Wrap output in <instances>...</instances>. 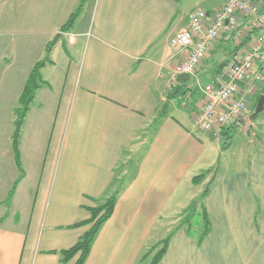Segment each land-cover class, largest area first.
I'll use <instances>...</instances> for the list:
<instances>
[{"label":"crops","instance_id":"crops-1","mask_svg":"<svg viewBox=\"0 0 264 264\" xmlns=\"http://www.w3.org/2000/svg\"><path fill=\"white\" fill-rule=\"evenodd\" d=\"M227 1L87 0L72 30L62 33L80 0H0V38L11 39L0 44L11 104L1 109L14 115L34 65L52 46L45 86L22 128L21 168L12 144L15 116L0 121L11 127L1 158L7 162H0L11 182L0 191V264H62L57 252L90 231L92 225H78L117 189L114 213L85 264H145L139 260L147 249L170 235L160 264H264V79L251 97L250 131H242L243 121L228 127L236 134L225 150L196 127L203 95L191 83L222 81L249 42L236 52L220 39L196 76L180 80L177 91L167 87L182 63L171 39L195 10L212 14ZM210 182L195 234L178 229ZM204 212L211 231L199 243Z\"/></svg>","mask_w":264,"mask_h":264},{"label":"built area","instance_id":"built-area-1","mask_svg":"<svg viewBox=\"0 0 264 264\" xmlns=\"http://www.w3.org/2000/svg\"><path fill=\"white\" fill-rule=\"evenodd\" d=\"M259 0H228L226 5L210 14L198 9L189 15L188 28L176 34L171 47L182 57V63L169 77L167 87L173 91L181 86L180 75L196 76L212 46L224 38L243 54H236L228 64L222 81L201 86L203 103L194 115L196 127L221 141L226 129L248 116L251 97L264 79V14ZM260 33L253 40L250 34ZM235 52V53H236ZM261 65L260 69H255ZM188 100L183 106H188Z\"/></svg>","mask_w":264,"mask_h":264},{"label":"trees","instance_id":"trees-1","mask_svg":"<svg viewBox=\"0 0 264 264\" xmlns=\"http://www.w3.org/2000/svg\"><path fill=\"white\" fill-rule=\"evenodd\" d=\"M87 0H80V4L76 11L72 14L71 18L69 19L68 23L61 29L62 33L70 32L75 24L76 19L79 17L80 13L82 12ZM263 5H261V13L264 14V2H262ZM52 51V46H49L47 50L46 57L42 60L37 62L31 73L30 76L23 88V91L21 93V96L18 101L17 107L14 109V116H15V128L14 133L12 136V144L13 149L15 152V156L17 159V164L19 168H21V151H20V142H21V133L22 128L24 126L26 117L31 110V107L33 105V102L36 98V93L39 89L45 86V82L42 77V69L47 64H52L50 60V53ZM182 86V85H181ZM180 86V87H181ZM175 89L176 91L181 88ZM242 121L240 120V123ZM231 129V128H230ZM227 132V131H226ZM224 132L223 134V144L222 149H227L235 134L236 131H233L231 134L228 135V132ZM212 171L209 170L193 179L194 184H200L203 182V180L209 175ZM18 182H16L11 189L8 201H10L16 191ZM212 185V182L208 184V187L205 189L203 194L200 198L195 200L191 203V205L186 209L185 216L182 218L178 229L181 228H187V231L191 234H195L193 230V220H195L199 216V209H204L203 206V200L208 196L210 192V186ZM121 192V189H117L109 198H107L100 206H98L95 209L91 210V218L89 221L84 222L80 225H92V228L90 231L85 234L78 243L72 247L71 249L64 250L57 252V254L61 257V263L62 264H69L72 261L76 259L75 264H85L90 252L92 244L97 237L98 233L100 232L103 225L111 218V216L114 213L115 206L118 200V196ZM201 217H199L200 221V229L197 233L198 242L201 243L205 237L209 234L211 231V223L209 221L207 212H204ZM171 235L159 242L158 244H155L151 246L147 251L142 255L139 262L145 263V264H160V262L163 260L164 256L167 253L169 242L171 240Z\"/></svg>","mask_w":264,"mask_h":264},{"label":"rangeland","instance_id":"rangeland-1","mask_svg":"<svg viewBox=\"0 0 264 264\" xmlns=\"http://www.w3.org/2000/svg\"><path fill=\"white\" fill-rule=\"evenodd\" d=\"M11 39H8V38H0V44H4V43H7L9 42ZM3 47V46H0V48ZM4 75V72L2 71V69L0 68V121L4 120L7 121V123H9V120L13 117L14 118V115H12L10 109L7 110H4V109H1L2 106H9L11 105L9 102H6L5 101V92L9 89V84H8V79H9V74L7 76L4 75V78H8L7 80L3 79V76ZM3 80L7 83L6 85L4 84L2 86V82ZM196 81L194 79H192L191 83H194V87L198 90V83L196 84L195 83ZM200 83V81H198ZM202 86H205L206 85V82H201L200 83ZM9 108V107H8ZM6 119V120H5ZM7 123L3 124L1 123L0 124V162H3L4 164H6L7 160L6 159H1L2 158V155L3 156H6L7 154V151L9 150V145H10V142L9 140L7 139V136L9 135V130H10V125H8ZM5 153V154H3ZM3 166V169L0 173V191L1 190H5L7 191V189L10 187L11 185V182H10V179H9V174H8V168L9 166L8 165H2ZM0 197H1V192H0ZM169 235V233H164V239Z\"/></svg>","mask_w":264,"mask_h":264},{"label":"water","instance_id":"water-1","mask_svg":"<svg viewBox=\"0 0 264 264\" xmlns=\"http://www.w3.org/2000/svg\"><path fill=\"white\" fill-rule=\"evenodd\" d=\"M60 38H61V35H60V34L57 35V37L55 38L53 44H56V42H57L58 39H60ZM189 78H190V76H189L188 74H183V75H180V76H179V79H180L181 81H188ZM262 103H263V98H262V100H261V104H262ZM242 121H243V123H244V126H243V128H242V131L248 133V132L250 131V129H251L250 118H249L248 116H244V117L242 118Z\"/></svg>","mask_w":264,"mask_h":264}]
</instances>
